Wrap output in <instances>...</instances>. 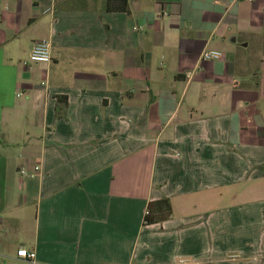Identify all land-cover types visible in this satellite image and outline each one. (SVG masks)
Returning a JSON list of instances; mask_svg holds the SVG:
<instances>
[{"label": "crops", "instance_id": "1", "mask_svg": "<svg viewBox=\"0 0 264 264\" xmlns=\"http://www.w3.org/2000/svg\"><path fill=\"white\" fill-rule=\"evenodd\" d=\"M106 3L0 0V264H264V0Z\"/></svg>", "mask_w": 264, "mask_h": 264}, {"label": "built area", "instance_id": "2", "mask_svg": "<svg viewBox=\"0 0 264 264\" xmlns=\"http://www.w3.org/2000/svg\"><path fill=\"white\" fill-rule=\"evenodd\" d=\"M52 45L48 40H42L36 43L30 53L29 61L36 64H46L52 61ZM222 58V53L219 51L211 50L205 51L202 55L203 60H219ZM41 168L38 166L33 171H29L26 167H22L19 173L22 178H29L38 175ZM17 257L23 260L26 264H38L37 253L30 251L24 247L17 250ZM186 259H181L180 263H185Z\"/></svg>", "mask_w": 264, "mask_h": 264}, {"label": "trees", "instance_id": "3", "mask_svg": "<svg viewBox=\"0 0 264 264\" xmlns=\"http://www.w3.org/2000/svg\"><path fill=\"white\" fill-rule=\"evenodd\" d=\"M107 10L113 12H129L128 0H107ZM67 105V97H57V116H64V109L61 103ZM171 215V204L169 199H162L148 205L144 218L145 224H153L167 219Z\"/></svg>", "mask_w": 264, "mask_h": 264}]
</instances>
